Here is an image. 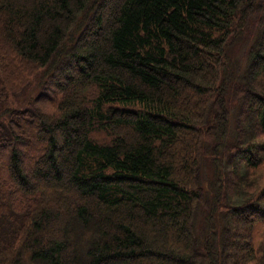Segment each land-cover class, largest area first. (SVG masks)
Instances as JSON below:
<instances>
[{
	"label": "trees",
	"instance_id": "16d2710c",
	"mask_svg": "<svg viewBox=\"0 0 264 264\" xmlns=\"http://www.w3.org/2000/svg\"><path fill=\"white\" fill-rule=\"evenodd\" d=\"M0 264H264V0H0Z\"/></svg>",
	"mask_w": 264,
	"mask_h": 264
},
{
	"label": "rangeland",
	"instance_id": "374dc122",
	"mask_svg": "<svg viewBox=\"0 0 264 264\" xmlns=\"http://www.w3.org/2000/svg\"><path fill=\"white\" fill-rule=\"evenodd\" d=\"M240 52V49H238V53Z\"/></svg>",
	"mask_w": 264,
	"mask_h": 264
}]
</instances>
